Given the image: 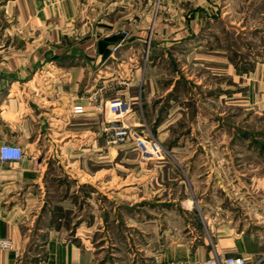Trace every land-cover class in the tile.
<instances>
[{
  "label": "crops",
  "instance_id": "obj_1",
  "mask_svg": "<svg viewBox=\"0 0 264 264\" xmlns=\"http://www.w3.org/2000/svg\"><path fill=\"white\" fill-rule=\"evenodd\" d=\"M230 1L163 0L161 7L157 0L8 2L6 13L13 19L0 34V147L3 144L18 145L25 158L14 164L0 161V239L14 244L13 250H0V264H20L19 255L25 243L24 216L36 200V193L47 191H70L77 196L89 191V204L93 210L88 216H92V220L80 221V230L77 228L74 232L45 226L39 233L48 240L44 244L45 258L38 264H112L100 263L93 247L74 241L94 240L100 232L109 234L105 227L109 230L111 224V148L103 129L110 115L97 105L108 102L111 80L107 73L115 63L113 48L120 46L117 54L123 53L124 49L147 47L200 50L209 43L206 37L211 36L208 35L210 29L216 28L218 21L227 15ZM247 32L256 34L264 48V23ZM216 55V52L213 56L201 55L198 59L199 67L204 69L200 75V84L204 82L205 90L200 103L204 118L207 119L208 113L211 116L218 112V103L227 99L231 102L242 100L246 106L252 104L264 111V52L244 74ZM223 63L227 66L226 71H223ZM208 70L210 76H226L230 87L224 88L215 82L208 90L205 77ZM135 78L137 85L139 72L135 73ZM156 92L151 87L147 94L144 93L148 103L152 102ZM78 106L84 107V114H74ZM133 116L137 121L135 114ZM204 122L207 124L206 120ZM204 158L218 159V152L205 151ZM170 159L175 161L173 155ZM168 162L166 159L160 164L172 167L173 164ZM56 168H60L59 176L68 179L70 186L57 182L51 188L52 180H60V177L54 179ZM219 170L215 167L212 171L216 174ZM140 187L145 192L148 190L147 185ZM215 187L222 188L217 183ZM229 188L239 192L244 187L236 184ZM20 196L21 200H18L16 197ZM214 202L210 205L214 210H205L204 220L209 224L239 223L242 221L238 216L240 206L250 210L242 216L245 221H264V216L255 214L258 207L264 209L260 202L250 199L245 205L237 204L234 213L225 205V213H230L225 218L219 214V209L223 210L222 203ZM145 205L149 208L180 207L175 200L155 204L148 201ZM203 206L207 208V202ZM150 218L147 222L133 216L130 221L158 225L171 224L175 218L182 217L178 213ZM95 222L98 223L96 231L93 230ZM86 223H89L88 227L84 228ZM213 235L223 256H244L255 262L264 254V235L257 237L254 232L239 235L227 227L214 229ZM162 238L152 236L151 249H142L140 253L125 257L121 263L113 264H154V258L160 255L159 258L165 261L205 264L211 257L208 244L194 245Z\"/></svg>",
  "mask_w": 264,
  "mask_h": 264
},
{
  "label": "rangeland",
  "instance_id": "obj_2",
  "mask_svg": "<svg viewBox=\"0 0 264 264\" xmlns=\"http://www.w3.org/2000/svg\"><path fill=\"white\" fill-rule=\"evenodd\" d=\"M9 1L0 0V34L8 21L13 19L6 13ZM162 2L157 0L158 7ZM228 8L227 15L208 32V35L211 34L206 37L209 43L200 50L147 47L114 53L115 63L107 73L111 80L107 91L108 102L119 100L131 105L125 122L132 135L128 144L114 145L112 135L110 137L105 131L110 120L106 123L103 133L111 148V224L109 230L105 227V232L109 234L100 232L94 240L74 241L93 247L100 263H121L129 255L151 249L149 243L152 236L163 237L164 241L208 244L209 247L215 243L213 230L218 228L227 227L245 236L254 232L257 237H263L264 221H245L242 216L250 212L246 207L238 209L237 214L242 219L239 223L214 225L204 220L205 210H212L210 205L216 203L214 201L222 203L223 210L219 209V214L223 218L230 215L225 213V205L232 213L236 211L234 207L237 204L245 205L250 199L264 206V111L252 104L246 106L242 100L231 102L227 99L218 103L216 108L219 111L211 113V116L208 113L207 119L204 118L205 113H200L204 110L200 103L205 92L204 82L200 84V75L204 71L198 62L201 55L213 56L216 52L217 57L231 62L237 72L244 74L264 52L258 36L247 32L263 26L264 0H232ZM189 50L191 54H188ZM226 67L223 63V71ZM136 72L140 76L137 85ZM206 73L208 90L214 87L215 82L224 88L230 87L226 76L216 78L210 76L209 70ZM151 87L157 92L152 102L148 103L145 94ZM213 108L211 105L210 109ZM139 137L143 138L150 154H144L137 148ZM158 150L162 158H155ZM205 151L218 152V159H205ZM172 155L175 161L170 159ZM166 159L173 164V168L160 164ZM215 167L221 171L215 174L212 171ZM56 170L54 179L60 177V180H52L51 188L57 182L70 186L68 179L59 176L60 168ZM216 183L222 188H216ZM236 184L244 188L239 192L232 191L229 186ZM141 185H147L148 192L143 191ZM16 198L21 200V196ZM89 199V191L80 196L70 191L36 193L37 201H32L29 213L24 216L25 243L19 255L20 264H38L44 260V244L48 240L39 233L45 230V226L48 225L47 229L63 228L74 232L77 228L80 230V221L91 222L92 216L88 215L93 209ZM172 200L180 207L149 208L145 205L148 201L155 204ZM204 202H207V208L203 206ZM178 213L182 218H175L171 224L130 221L133 216L148 222L150 217ZM255 214L264 216V209L258 207ZM93 228L98 230L97 222ZM159 257L153 262L164 260Z\"/></svg>",
  "mask_w": 264,
  "mask_h": 264
},
{
  "label": "built area",
  "instance_id": "obj_3",
  "mask_svg": "<svg viewBox=\"0 0 264 264\" xmlns=\"http://www.w3.org/2000/svg\"><path fill=\"white\" fill-rule=\"evenodd\" d=\"M53 3L61 2L63 0H48ZM120 46H116L113 48V52L116 53L119 50ZM104 112L112 116L110 118V123L105 130L108 134L112 135V143L114 145L123 146L128 144L130 140V136L132 135V131L126 124V118L131 112V105L125 104L122 101L116 100L113 102L101 103L98 106ZM85 113V109L82 106L75 107L74 114L82 115ZM111 143V138H110ZM156 143V142H154ZM137 148L142 150L144 154H150L148 152V147L144 142L143 138L139 137L137 140ZM156 145V144H154ZM157 146V145H156ZM145 149V151L143 150ZM160 154V155H159ZM161 151L158 150L157 157L162 158ZM159 155V156H158ZM25 153L23 149L18 145L13 144H3L0 147V161L2 163H20L24 160ZM211 248V257L205 262V264H264V254L261 255L255 262H250L244 256H223L218 251L215 243L210 244ZM14 244L12 241L7 239H0V250H13ZM154 264H186L185 261L182 260H157Z\"/></svg>",
  "mask_w": 264,
  "mask_h": 264
}]
</instances>
